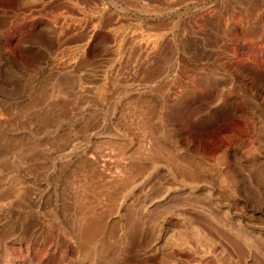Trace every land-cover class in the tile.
Instances as JSON below:
<instances>
[{"label":"rangeland","instance_id":"1","mask_svg":"<svg viewBox=\"0 0 264 264\" xmlns=\"http://www.w3.org/2000/svg\"><path fill=\"white\" fill-rule=\"evenodd\" d=\"M259 72L264 0H0V264H264Z\"/></svg>","mask_w":264,"mask_h":264},{"label":"bare ground","instance_id":"2","mask_svg":"<svg viewBox=\"0 0 264 264\" xmlns=\"http://www.w3.org/2000/svg\"><path fill=\"white\" fill-rule=\"evenodd\" d=\"M227 63L229 64V68H230V71L234 74V75H237V76H239V77H247L248 76V74H249V70L248 69H241V70H238L236 67H235V65L233 64V62H232V60H231V58H230V56L227 54ZM256 75H257V77L259 76V77H263L264 76V72H259V73H256ZM162 151V150H161ZM172 155V154H171ZM178 161V160H177ZM177 163V162H176ZM184 164V163H183ZM188 164V163H187ZM186 165V164H185ZM184 166V165H183ZM180 168V167H179ZM183 168V167H182ZM191 169V167H188V170H190ZM136 169V168H135ZM187 170V171H188ZM192 170V169H191ZM138 171V170H137ZM181 171V170H180ZM194 171V170H193ZM195 172V171H194ZM197 173V172H196ZM184 174V173H183ZM129 175V174H128ZM187 175V174H186ZM129 178H131V177H129ZM134 178V177H133ZM101 192V194H102V191H100ZM109 194V193H108ZM118 194V193H117ZM114 195V194H113ZM113 195H111L112 197H113ZM99 197V196H98ZM96 198V197H95ZM98 199V198H97ZM193 200V199H192ZM115 201V200H114ZM110 202V201H109ZM193 204V203H192ZM109 205V204H108ZM114 205H116V203L114 202ZM169 205V204H168ZM90 207V206H89ZM102 208V207H101ZM114 208V207H113ZM111 209V208H110ZM162 209V208H161ZM90 210V209H89ZM109 210V209H108ZM112 210V209H111ZM110 210V211H111ZM128 211H130V210H128ZM133 211V210H132ZM134 211H136V209L134 210ZM97 212V211H96ZM107 212V211H106ZM162 212V211H161ZM130 213V212H129ZM135 213V212H134ZM99 214V213H98ZM98 214H96V217L98 216ZM136 214V213H135ZM141 214V213H140ZM139 215V214H138ZM156 214L154 213V216H155ZM201 215H203V213H201ZM205 215H207V214H205ZM84 216V215H83ZM129 216V215H128ZM136 216V215H135ZM135 216L132 214V217L131 218H135ZM140 216V215H139ZM198 216V215H197ZM216 216V215H215ZM96 217H94L93 215L90 217L89 216V218L87 217L86 219L87 220H85L86 222H84L83 224V226L79 229V231H78V240H80V241H84V240H87L88 242L90 241V240H96L98 237H100V235H102L103 233H104V227L105 226H100V224L102 223H99V224H97V222H96V220L99 218V216H98V218H96ZM101 218H102V216H100ZM130 217V216H129ZM208 218H209V216H207ZM96 218V219H95ZM100 218V219H101ZM99 219V220H100ZM129 219V218H128ZM127 219V220H128ZM139 219V218H138ZM141 219V218H140ZM195 219V218H194ZM212 219V218H211ZM99 220H97V221H99ZM132 220V219H131ZM136 220V219H135ZM134 220V221H135ZM202 220H204V219H202ZM202 220H200V221H202ZM208 220V219H207ZM129 221V220H128ZM138 221V220H137ZM136 221V222H137ZM199 221V220H198ZM212 221V220H211ZM118 222V221H117ZM213 222V221H212ZM115 223V222H114ZM116 224V223H115ZM137 224V223H136ZM207 224V223H206ZM205 224V225H206ZM239 224V223H238ZM101 225H103V223L101 224ZM118 225V224H117ZM120 225V224H119ZM133 225V224H132ZM132 225H131V227H132ZM138 225V224H137ZM136 225V226H137ZM209 225V224H208ZM113 226H114V224H113ZM134 226V225H133ZM112 227V226H111ZM117 227V226H116ZM181 227V226H180ZM202 228H203V226H201ZM205 227V226H204ZM215 227V226H214ZM221 227V226H217L215 229L216 230H218L219 228ZM223 227V226H222ZM120 228V227H119ZM123 228V227H122ZM133 228V227H132ZM188 228V227H187ZM226 228V227H225ZM241 228V227H240ZM110 229V228H109ZM190 229V228H189ZM204 229H206V228H204ZM221 229V228H220ZM110 230H112V228L110 229ZM191 231H190V233L191 234H193V235H195L198 239L197 240H203V239H211L210 237H209V235H211V237L213 236V234L212 233H207V232H205V231H203L202 229H200L197 225H193L192 226V229H190ZM223 230V229H222ZM113 231H114V229H113ZM117 231V230H116ZM133 231V230H132ZM183 231H185V230H183ZM183 231L181 232H178V234H180V233H183ZM189 231V230H188ZM209 231H210V229H209ZM230 231V230H229ZM127 232V231H126ZM218 232V231H217ZM221 233H222V231H220ZM219 232V233H220ZM226 231H224V233H225ZM231 232V231H230ZM262 232V231H261ZM108 233V232H107ZM112 232H110V234H111ZM116 233V232H115ZM220 233V234H221ZM245 233V232H244ZM130 234H132V233H130ZM187 234H188V232H187ZM228 234H230V233H228ZM227 234V232H226V235H228ZM252 234V233H251ZM107 235V234H106ZM176 235V234H175ZM231 235V234H230ZM230 235H228V237L227 238H231V239H228V240H232L233 242H234V245H236V247H234V248H237V249H239L240 247H239V242H241L240 240H239V238H238V241H237V237L236 236H230ZM235 235V234H234ZM117 236V235H116ZM124 236V235H123ZM127 236H129V235H127ZM133 236V235H132ZM189 237L191 236L192 237V235H188ZM186 234H185V232L183 233V234H181V235H178V236H176L175 237V239H176V241H177V246L178 247H180V248H185V249H189L190 248V245H189V240H187V237H188ZM258 236V235H257ZM107 237V236H106ZM119 237V236H118ZM188 237V238H189ZM249 237V236H248ZM192 238H194V236L192 237ZM213 238V237H212ZM226 238V237H225ZM224 238V239H225ZM102 239H104L105 240V236H104V238L102 237L101 238V240ZM113 239V238H112ZM214 239H215V236H214V238H213V240H209L210 242H213L214 241ZM98 240V239H97ZM108 240H110L109 238H108ZM191 240V239H190ZM226 240V239H225ZM119 241V240H118ZM121 241V240H120ZM207 241V240H206ZM125 242V241H124ZM127 242V241H126ZM245 242V241H244ZM253 242V241H252ZM78 243V242H77ZM108 243V242H107ZM201 243V242H200ZM86 244H88V243H86ZM85 244V242H84V245L86 246V248H87V246L88 245H86ZM120 244V243H119ZM203 244V243H202ZM241 244V243H240ZM83 245V244H82ZM107 245V244H106ZM121 245V244H120ZM205 245V244H204ZM209 245H211V246H215V244H213V243H209ZM224 245V244H223ZM97 246V245H96ZM217 246V245H216ZM247 245H244V247H246ZM120 247H122V246H120ZM201 247V246H200ZM206 248H208V246H205ZM242 247H243V245H242ZM126 248V247H125ZM162 248V247H161ZM173 248V247H172ZM215 248V247H214ZM115 249V248H114ZM117 249V248H116ZM118 249H119V247H118ZM198 249H200L199 247H198ZM217 249V248H216ZM205 250H207V253L209 252L208 251V249H205ZM219 250V249H218ZM220 250H222V249H220ZM229 250V249H228ZM124 251V250H123ZM171 251V250H170ZM200 251V250H199ZM212 251H214V256H215V249H213ZM229 251H231V250H229ZM228 251V252H229ZM238 251H241V253H242V250H238ZM172 252V251H171ZM171 252H167V253H164V255H163V259L162 260H164L165 262H167V263H170V264H185L184 262H182V260L180 261V259H178L177 257H175V255H173ZM218 252V251H217ZM216 252V253H217ZM227 252V253H228ZM104 253V252H103ZM162 253V252H161ZM213 253V252H212ZM221 253V252H220ZM219 253V254H220ZM233 253V252H232ZM240 253V254H241ZM225 254V253H224ZM223 254V255H224ZM229 254H230V252H229ZM236 253H234V255H235ZM239 254V252H237V255ZM243 254H244V252H243ZM246 254V253H245ZM223 255H221V257L223 256ZM205 256V255H204ZM203 256V257H204ZM217 256V255H216ZM215 256V257H216ZM227 256V255H226ZM231 256H232V254H231ZM244 256V255H243ZM243 256L241 257V258H243ZM202 257V256H201ZM202 257V258H203ZM220 257V256H219ZM227 257H225V258H223V259H226ZM228 258H229V256H228ZM182 259V258H181ZM215 259V258H214ZM222 259V258H221ZM234 259V258H233ZM232 259V260H233ZM239 259V258H238ZM199 260V259H198ZM201 260H203V259H201ZM220 260V259H219ZM241 260V259H240ZM245 261V260H244ZM229 262V261H228ZM220 263V262H219ZM222 264V263H221ZM224 264V263H223ZM228 264V263H227Z\"/></svg>","mask_w":264,"mask_h":264}]
</instances>
